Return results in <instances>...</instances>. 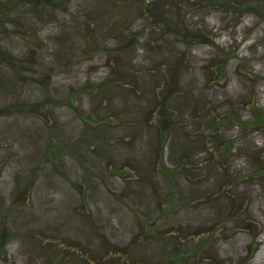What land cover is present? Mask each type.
Wrapping results in <instances>:
<instances>
[{
	"label": "rangeland",
	"instance_id": "rangeland-1",
	"mask_svg": "<svg viewBox=\"0 0 264 264\" xmlns=\"http://www.w3.org/2000/svg\"><path fill=\"white\" fill-rule=\"evenodd\" d=\"M216 1L62 0L38 12L0 7V47L11 54L12 69L6 72L18 74L11 82L20 90L15 98L11 93L5 97L9 102L37 101L30 115L0 117V201L11 202L36 169L28 199L21 196L5 217L14 235L10 249L0 254V264H41L46 256L53 264H264V178L244 177L264 168V129L242 128L229 118L217 129L218 144L242 138L222 161L236 179L238 195L226 197L230 187L216 200L215 179L223 170H200V155L192 172L199 178L195 185L201 184L193 188L179 178L172 187L148 157L142 171L146 130L133 127L137 117L155 118L161 106L169 108L173 124L193 122L199 129L203 125L195 120L238 116L247 121L252 104L264 110V11H224ZM224 2L236 6L260 1ZM58 22L64 24L61 29ZM173 28L194 33L200 42L184 45L167 35ZM123 32L130 33L127 51L115 38ZM56 33H66L68 49L65 63L49 69L44 59L52 54ZM172 66L179 69L180 81H173ZM107 72L118 81L95 90ZM44 81L46 86L39 87ZM84 83L93 88L82 91ZM62 85L69 87L68 94ZM73 93V104L65 105L66 94ZM7 101L0 99V104ZM82 113L96 122L82 121ZM33 130L50 144L76 138L99 144L120 136L129 137L131 147L93 146L97 152L89 150L83 162L99 177L90 175L88 180L67 156L58 155L38 169L35 162L24 160L17 136ZM205 137L211 147L214 135ZM118 165L133 167L124 168V180L110 175ZM54 166L57 179L51 174ZM77 175L83 198L69 183L75 177V185H81ZM59 177H66L67 183ZM168 197L174 205L163 213ZM200 205L209 208L210 224L193 219L192 208ZM149 230L163 243L149 236ZM194 246L200 254L189 257Z\"/></svg>",
	"mask_w": 264,
	"mask_h": 264
},
{
	"label": "trees",
	"instance_id": "trees-1",
	"mask_svg": "<svg viewBox=\"0 0 264 264\" xmlns=\"http://www.w3.org/2000/svg\"><path fill=\"white\" fill-rule=\"evenodd\" d=\"M62 0H2L0 2V7L2 9H10L14 10L15 8H22L24 7H30L37 9V12L39 9H46V8H54L57 7V5ZM260 2L256 5H231L223 1H216L222 10L224 11H231V12H245L248 9H257L260 8L264 11V0H259ZM17 10V9H16ZM18 13V12H17ZM20 13V12H19ZM60 23L59 29H61V26H64L62 22ZM55 26H57V23H55ZM155 29L158 27L162 28V31L165 32L167 29L166 27L162 26L159 23H152V25ZM64 29V28H63ZM185 29H172L170 32H167V35L180 41L184 45H190L196 42H200V39L198 36L194 35V33H186L184 32ZM129 32L125 33L123 32L122 37L116 36L115 38L119 41L120 47L124 49V51L128 50V45L125 43V39L127 36H129ZM53 45L50 47V51L52 54L46 55V59H44L45 66L49 69H53L55 67H60L61 64H64L66 57L65 51L68 49V41L66 40V33H56L52 36ZM11 54L9 52H5V49L0 47V60L2 67L4 68L2 71H0V99H4L7 101V98L5 95L13 96L14 98L17 97V94L20 90H17L16 87L19 85H12V76L18 75L16 72L13 74H8L6 71L8 69H12V65L9 61V57ZM172 68V73L175 77V80H179L180 73L178 72V68L176 67H170ZM222 67H218V69H221ZM98 84L95 86V90H100L104 87H108L109 85L115 84L118 79L113 77V74L111 73H104L99 79ZM180 81V80H179ZM46 82L39 86H46ZM26 85L31 86L32 83L27 81ZM93 84L90 83H84L82 91L88 92L89 89L93 88ZM173 85V83H172ZM62 88L67 92L69 87L62 85ZM65 97L64 103L65 105L71 106L74 102V96L75 93L71 94L70 97ZM73 97V99H71ZM41 101V100H39ZM9 102V101H7ZM35 104V105H34ZM37 108V101L33 100H24V101H14L9 103H3L0 104V117L2 116H10L11 114L26 116L30 115L32 111H34ZM168 109L164 106H161L157 111V116L155 118H143V117H137V121H135V125L133 126L135 129L137 127H140V131L144 132V129L146 130V145L145 141L142 144V171L145 169V163L148 159L151 161V167H154L157 169V171L161 174L164 181L168 183L170 186L174 187V181L182 179L184 181H188V184H190L193 188L200 185L201 182L198 185H195L199 178L195 176L192 172L193 166H197L198 163L195 162L198 159H196L198 156L204 157V165L200 167V170L206 169L207 171H211L212 169L215 170L217 167H219L224 172L221 175H217L218 177L215 179V185L217 187V190L215 192V199L218 200L220 198V195H223L227 189L232 187L231 192H229L231 195L227 194L226 197H235V195H238L236 191L235 182L236 179H233L232 176L228 175L227 169H225L224 166H222V161H226V159H223L226 155H230L231 152L234 150L235 144L238 140H240L239 137L237 139H230L225 144H218V141L220 140L218 134L216 133L217 129L220 128L223 123L229 118L235 120L242 128L247 129H264V110L258 107L256 104H252L250 108V117L247 121H243L238 116H231V117H215V120H203V121H197L198 125H203L201 129L196 128V126L193 124V122H188L187 125L183 127H179L171 122L172 119H170V116L168 114ZM82 121H90L96 122L90 114L88 113H82L79 114V117ZM132 122L125 123L130 124ZM182 126V124L180 125ZM192 127V130H189V128ZM215 128V134L214 132ZM40 133V132H39ZM214 135L215 142H211V145L213 146L214 152H212V146L209 147L207 145L206 137L204 138V135H207V137L211 138V135ZM240 136V135H239ZM19 145L22 147L20 150L23 155V159H29L30 163L35 162V166L38 169L44 162H54V157H57L58 155L62 157H69L72 162L75 163L76 167L78 168L79 172L82 174H85L88 177V180L90 179V175H93L94 177L97 176L94 167L89 166L88 163H85L83 161H87V152L89 150H97L93 148V146L101 147V145H107L110 144L111 146L108 148L109 150L118 147H131L129 142V137H117L113 140L108 141L107 143L105 141H97L99 144H94L92 141L91 143L87 142L84 138H76L69 142H61L57 144H50L45 141H42L41 135L38 134V131L33 130L31 133L22 132L17 136ZM141 139L143 137H140ZM198 148V150H197ZM253 152H255V148H253ZM177 150V151H176ZM178 152V153H177ZM86 154V155H85ZM85 155V156H84ZM119 156V155H118ZM29 157V158H28ZM85 157V158H82ZM121 159L126 163H132L127 158ZM196 159V160H195ZM214 161V163H212ZM260 160L259 162H261ZM124 168H131L132 166H116L114 170L110 173L113 177L119 178L121 180H124L127 175ZM136 170L138 171V164L135 165ZM139 172V171H138ZM78 173V174H80ZM52 176L57 179V170L54 166L52 172ZM256 174H262L264 178V168L257 170L256 172L249 173L245 175L244 177H252ZM100 175V174H99ZM77 175V179L79 180L80 184L82 185H75V177L73 180H70V185L73 187V189L77 192L78 196L83 198V194L85 193L83 184L81 183L79 177ZM194 176V177H193ZM143 177V176H142ZM36 179V169L34 167L33 171L31 170L26 182L20 186L19 189L16 190V196L11 202H8V204L0 201V254H6L7 251L10 249L11 244H13V237L14 231L10 229V227L6 224L7 215L12 212L13 206H16L18 204V200L21 196H24L25 194L30 191L32 185L34 184V181ZM62 181L67 183L66 177H59ZM218 182H221L223 186H221L223 189L221 190V187L218 185ZM62 183V182H60ZM233 193V196H232ZM25 195V199H28ZM232 199V198H231ZM120 200V199H119ZM167 204L164 205L163 213H166V211H170L174 205L173 199L167 198ZM84 202V201H83ZM219 204H216L215 207H217ZM198 208H192L193 210V219L196 221V223H201V225L210 224L209 220L211 219V213L209 211V208L206 206H202ZM203 212V214H201ZM132 213L134 216L138 214L136 210H132ZM214 219V217H212ZM231 218V215H230ZM230 218L228 221H230ZM217 217L215 216V221ZM27 219L23 220V223L26 224ZM222 223L225 224L226 220L221 219ZM25 232L26 230L22 228ZM153 230H149V236L154 237L158 242L163 243V240L160 239V237L157 234L152 233ZM27 233V232H26ZM25 235V234H23ZM22 235V236H23ZM26 237H30V234L27 233ZM32 237V236H31ZM186 238V237H185ZM204 246V245H203ZM197 246H194V249L191 251L189 257H193L195 255H199L200 253H197ZM52 258H48V256L45 257L43 262L41 264H53V262H49V260ZM196 264H202L201 261L196 260Z\"/></svg>",
	"mask_w": 264,
	"mask_h": 264
}]
</instances>
